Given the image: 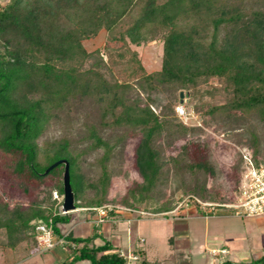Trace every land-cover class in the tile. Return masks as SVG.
Wrapping results in <instances>:
<instances>
[{"label": "trees", "instance_id": "16d2710c", "mask_svg": "<svg viewBox=\"0 0 264 264\" xmlns=\"http://www.w3.org/2000/svg\"><path fill=\"white\" fill-rule=\"evenodd\" d=\"M102 31L105 52L89 51L84 42ZM158 40L162 63L156 71L149 72L136 51L127 60L117 47ZM219 94L223 102L194 103V111L226 125L240 122L249 138L248 153L259 167L262 140L256 126H246L255 119L264 123V0H5L0 5V186L2 179L7 184L0 189V248L26 250L37 240L38 227L44 226L65 241L69 264H192L189 255L178 253L150 262L146 249L138 245L132 251L137 259L130 260L98 234V227L87 238L63 235L60 226L70 223L72 215L60 212L63 201L52 200V194L64 196L65 165L46 171L67 161L77 209L96 212L110 202V163L118 144H112V134L120 133L116 135L121 142L131 134L138 137L135 168L141 181L120 204L141 209L154 199L164 168L157 143L181 142L197 130L181 120L177 107ZM80 109L87 112L80 139L44 140L62 113ZM201 146L181 145L180 154L191 172L213 175L215 168ZM195 148L205 155L198 156L202 152ZM95 151L102 152L100 174L89 182L82 161ZM13 183L22 192L17 197L10 191ZM203 188L193 192L201 202L216 203L217 196L209 197ZM25 197L34 200L25 206L20 201ZM193 204L202 209L199 200ZM176 207L165 200L151 211L161 214ZM123 217L111 210L103 219ZM96 239L103 243L95 245ZM169 243L173 246L172 238ZM220 264H264V255L251 262L224 259Z\"/></svg>", "mask_w": 264, "mask_h": 264}, {"label": "rangeland", "instance_id": "374dc122", "mask_svg": "<svg viewBox=\"0 0 264 264\" xmlns=\"http://www.w3.org/2000/svg\"><path fill=\"white\" fill-rule=\"evenodd\" d=\"M4 4L5 0H0V5ZM105 44L106 33L104 31H102L97 38L84 42L85 47L89 51L102 48V53L105 52ZM120 46L123 48H121L122 51H125V58L127 60L130 59V54L136 51L138 59L149 72L161 68L162 42L160 40L151 42L147 46L141 45L139 47H128L119 44L117 47ZM118 49L115 51H119ZM105 59H107V56H105ZM114 72L116 73L117 69ZM117 76L120 79H123L119 74ZM212 84H215V87L218 86V83L215 81H212ZM181 95L183 96V93H181ZM160 97L163 98V96L159 95V98ZM212 100H215L214 103H219L223 102L225 98L222 94H219L214 98L206 96L203 100H194L193 104L186 107L188 112L192 113L193 116L188 125L197 129L195 133L191 132L184 138L178 136V138L182 140L181 142L174 143V140H171L168 145V142L163 140L162 142L159 141V143H157V146L162 153L164 168H162L159 184L154 191V199L140 206L141 209L131 210L129 208H122L120 204L123 198L127 195L128 190L141 181L135 168V149L138 143V137L136 138L135 136L133 137V135L128 134V139L125 142H121L118 140L120 133L117 132L112 134L115 135L111 139L112 144H118L110 163V169L112 170L113 175L112 186L108 193V199L110 202L105 208H99L96 212L103 217L111 210H117L127 217L136 219L128 224L130 228V237L133 244L149 249L148 258L150 262H154L157 259L161 260L173 253L171 247H175V252L178 254H186L188 256V254L191 253L193 264H220L224 259H231L238 262H251L256 258L261 257V255H254L253 257H246L247 259H244V257L239 256L241 250L246 254H249V252L252 251L250 249L251 247L253 248V246L250 242L251 239L247 240V235L244 233V226L238 221L236 225L233 224V221L230 219L222 221L220 218H217L218 220L212 218V216L225 215L241 219L257 217L236 216L233 211L224 208H218L217 214L207 216L202 209L193 204V201H201L199 199L200 197L193 191H199V188H202L203 186L205 188L202 190L206 191V195L209 197L217 196L218 201L216 203L218 204H231L236 202L241 193L243 176L246 171L243 154L248 153L249 138L248 136H245L247 133L244 130L245 127H243L240 122L226 125L222 122H217L218 119L211 120L208 117L201 118L194 111L193 105H198L199 103L211 104ZM155 109H157V107H155ZM86 114L87 112L84 109L62 113L60 120L57 124L52 125L45 135L44 140L58 139L62 136H71L75 140L80 139V136H82V133L86 130L83 126ZM255 120L249 122L246 128L251 125L256 126L264 149V123L259 124ZM105 133L109 136L111 132L107 131ZM195 143H199L206 147L208 161L215 168V173L213 175H207L197 171L191 172L190 169H188L187 162L183 159L180 152L185 145L191 146V144ZM181 145L182 147H180ZM195 152H202V149L198 150L195 148ZM101 155V151H95L86 153L83 157L82 169L89 182L97 181L99 177L100 168L98 159ZM204 155V152H202V154H199L198 156L201 157ZM260 161L261 163H264V155L260 156ZM238 162L240 163L238 164ZM237 164L239 167L236 166ZM242 167L244 169L243 174L240 183L237 186L236 175L240 171L242 172ZM1 182L4 184L0 186V189H2L1 187H6L7 184L3 179ZM11 186L12 189H10V191L14 197H17L22 193L20 187L14 185V183ZM47 193H44V195ZM23 200L24 205L26 206V202L28 200H34V197L20 199L21 202ZM52 200H56L60 203L64 200V196L61 197L54 192L52 194ZM165 200H170L177 204L174 211L161 214H155L151 211L162 205V202ZM62 206H60V212L64 214ZM96 212L90 211L86 208H79L69 214L72 215V219H81L84 218L86 213ZM204 216L211 218L206 219ZM61 228L63 231L68 230L67 225H62ZM206 230H208V235H206ZM262 232H264V230H262ZM234 234H242L243 242L242 244L240 243L242 245V247H240L241 250L238 251V248H236L238 243L235 245L231 242L232 244H228L231 246L232 253L230 249L226 248L224 249L226 250L224 256H214L211 252L212 250L217 252L223 249H221V247H218L217 249H209L212 246L220 244L217 242L215 245H212L214 242L213 239H218L220 236L228 238ZM142 238L146 242L140 241ZM171 238L173 239V246L168 243V239ZM52 251L53 250L43 252L46 260L43 262V259L37 258L36 264H57V262H59L58 260L50 258L53 255ZM131 255L132 254H129V257ZM79 264L90 263L84 261Z\"/></svg>", "mask_w": 264, "mask_h": 264}, {"label": "crops", "instance_id": "0c3cea01", "mask_svg": "<svg viewBox=\"0 0 264 264\" xmlns=\"http://www.w3.org/2000/svg\"><path fill=\"white\" fill-rule=\"evenodd\" d=\"M205 218L208 219L211 217H205ZM212 218L213 219L216 218V220H218L217 218H220L222 221L230 219L233 221V224L236 225L238 221L242 226H244V233H246L247 235V240L251 239L250 242L253 248L251 247L250 250L252 251H250L249 254H246L240 248L242 247L241 244L243 242L242 234L241 235L234 234L233 236H230L228 238L225 236L223 237L220 236L218 239H213L214 242L213 244L211 243L212 245H215V243L217 242L220 244L217 246H212L209 249H217L218 247H221V249L228 248L231 250L232 253V249L229 244L234 243L236 245V243H238V246H236V248H238V251L241 250V252H239V256L244 257V259L246 257H253L254 255L256 256L264 255V235H263L264 232H262V230H264V217L241 219L234 216L225 215V216H212ZM132 220L134 221L136 219L124 215L122 219L112 221L110 219H103L102 215L97 212L86 213L84 218L81 219L73 218L70 223L64 224L67 225L68 227L67 231H63L61 226L60 228L62 234L65 236L71 234L75 238H87L91 236L94 229L98 227L99 228L98 234L101 237L110 241L116 250H120L124 255L129 256V254H132L133 248L136 245L133 244L132 242V239L130 237V228L128 225L131 223ZM207 233L208 230H206V235H208ZM169 240L170 239H168V243ZM140 241L146 242L143 238ZM94 243L95 245H101L103 241L101 239H96ZM145 249L147 251V256H148L149 249L147 248ZM171 249L173 250V253L171 254L176 253L175 247H171ZM52 252L53 255L50 258H52L53 260L55 259L58 260L59 262H57V264L70 263L69 251H68V247L65 246V243L53 249ZM188 255L190 256L193 264V258L191 253ZM37 258L43 259V262L46 260L44 253L41 251V248L37 243V240L30 241L29 244L27 245L26 250L22 248L17 253L16 251L13 250H4L3 248H0V264H36ZM83 262L84 261L77 262L76 264Z\"/></svg>", "mask_w": 264, "mask_h": 264}, {"label": "built area", "instance_id": "2783aa9c", "mask_svg": "<svg viewBox=\"0 0 264 264\" xmlns=\"http://www.w3.org/2000/svg\"><path fill=\"white\" fill-rule=\"evenodd\" d=\"M177 113L187 125L192 120V113L188 112L184 105L177 107ZM243 160L246 171L243 176L239 199L231 204L204 203L199 201L202 210L207 216L217 214L218 208H224L233 211L236 216L240 217H264V163L256 167L249 153L243 154ZM38 231L37 242L42 252L53 250L65 243L63 239L57 238L49 228L40 226L38 227ZM211 252L214 256L226 254V250L224 249L217 252L212 250ZM129 259L135 260L137 258L132 254ZM129 264H132V262Z\"/></svg>", "mask_w": 264, "mask_h": 264}, {"label": "water", "instance_id": "95a60500", "mask_svg": "<svg viewBox=\"0 0 264 264\" xmlns=\"http://www.w3.org/2000/svg\"><path fill=\"white\" fill-rule=\"evenodd\" d=\"M181 97H183V96L181 95ZM60 164L65 165L64 174H63L64 200H63L62 209H63L64 214H69L70 212L75 211L77 209V207H76V203H75V196H74V193H73V190L71 187V183H70L69 165H68L67 161H65V160L58 161L57 163L52 165L46 171V173H48L49 171H51L52 169H54L55 167H57Z\"/></svg>", "mask_w": 264, "mask_h": 264}]
</instances>
